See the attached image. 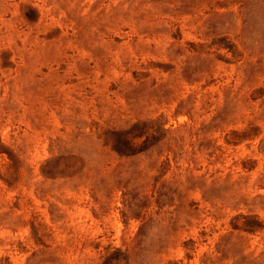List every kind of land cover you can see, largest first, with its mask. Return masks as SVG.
<instances>
[{"label":"rangeland","instance_id":"obj_1","mask_svg":"<svg viewBox=\"0 0 264 264\" xmlns=\"http://www.w3.org/2000/svg\"><path fill=\"white\" fill-rule=\"evenodd\" d=\"M0 264H264V0H0Z\"/></svg>","mask_w":264,"mask_h":264}]
</instances>
